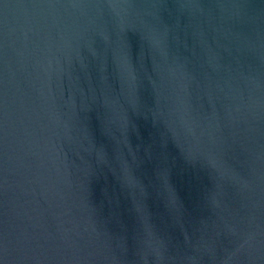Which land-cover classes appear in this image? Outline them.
<instances>
[{
	"label": "water",
	"instance_id": "obj_1",
	"mask_svg": "<svg viewBox=\"0 0 264 264\" xmlns=\"http://www.w3.org/2000/svg\"><path fill=\"white\" fill-rule=\"evenodd\" d=\"M0 264H264V0H0Z\"/></svg>",
	"mask_w": 264,
	"mask_h": 264
}]
</instances>
